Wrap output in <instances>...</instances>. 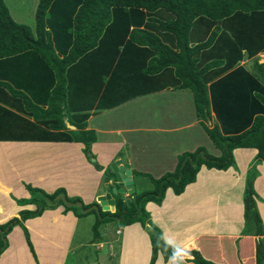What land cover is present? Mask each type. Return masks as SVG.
I'll list each match as a JSON object with an SVG mask.
<instances>
[{"label": "crops", "instance_id": "0c3cea01", "mask_svg": "<svg viewBox=\"0 0 264 264\" xmlns=\"http://www.w3.org/2000/svg\"><path fill=\"white\" fill-rule=\"evenodd\" d=\"M2 1L10 18L33 32L37 0ZM57 4H66V0H58ZM171 16L163 9H115L96 46L69 64L62 74L61 101L66 111L63 122L66 129H75L67 121L68 116L76 123L84 121V129L93 131L90 152L99 169L85 157L81 142L44 139L42 135H14L0 140V223L18 216L21 209L34 208L33 204L17 203L28 197L26 184L46 192L61 187L67 196L87 204L97 202L98 195L109 192L106 185L115 183L114 174L107 182H101L103 171L113 161L128 164L133 191H140L151 184L146 177L132 176L131 170L158 177L173 169L177 154L196 146L219 155L195 117L191 92L171 87L175 84L172 70L147 73V62L155 52L139 42V34L131 37L135 30H148L174 49L173 35L156 24ZM206 26L209 23L193 26L190 45L206 38ZM209 48L197 54L199 66L211 59ZM241 55L235 65L258 77L253 64L255 60L264 64V59L258 58H264V49L250 56L241 50ZM226 72L216 73L214 67L206 69V84ZM11 112L32 120L16 110ZM56 131L62 130L51 132ZM255 154V148H234L233 165L224 170L201 165L194 181L186 184L180 194L167 188L160 203L144 204L150 223L158 228L166 244L182 251L181 259H190L187 252L196 251L201 258L216 264H255V242L264 237V161L254 163ZM252 165L257 171L252 187L257 195L261 235L242 232V193L246 172ZM118 194L127 199L130 193ZM62 208L45 209L22 221L31 249L21 226L13 225L6 234L7 246L0 253V264L148 263L150 242L138 222L122 227L114 221L102 223L98 237L92 239L93 214L77 217L71 211L62 212ZM113 209L114 206L109 211ZM173 262V257L164 260L157 252L153 264Z\"/></svg>", "mask_w": 264, "mask_h": 264}, {"label": "trees", "instance_id": "16d2710c", "mask_svg": "<svg viewBox=\"0 0 264 264\" xmlns=\"http://www.w3.org/2000/svg\"><path fill=\"white\" fill-rule=\"evenodd\" d=\"M57 1L37 0L32 32L28 26L14 22L0 0V104L7 106L0 105V117L4 118L6 129L23 126L32 131L29 134L0 133V140L14 135L23 138L41 136L36 126L46 127L50 132L62 130L52 133L56 137L51 139L81 142L85 157L99 169L90 152L93 131L84 129V121L76 123L68 116L67 121L75 129H66L63 122L66 111L61 101L64 96L62 74L69 64L96 46L115 9L142 8L149 12L163 9L172 16L164 21L157 20L156 24L160 30L173 35L174 49L148 30H135L131 37L139 34V42L155 52L147 62V73L172 70L175 84L171 87L191 92L195 117L219 150V155L196 146L191 151L177 154L173 169L158 177L131 170L132 176L148 178L151 186L130 193L128 202L118 193L111 194L113 211L102 210L95 201L83 204L79 198L67 196L61 187L46 192L26 184L28 197L18 199L17 203L33 204L34 208L21 209L18 216L0 223V253L7 246L6 234L15 224L21 226L31 249L22 221L40 215L45 209L62 206V212L71 211L77 217L93 214L92 239L98 237V226L102 223L115 221L122 227L138 222L150 242L147 264L154 263L157 252L164 260L173 257V264H184L185 261L216 264L201 258L196 251L187 252L192 256L190 259H181L182 251L166 244L158 228L150 223L144 204L148 201L160 203L167 188L176 195L180 194L186 184L194 181L201 165L220 170L233 165L234 148H255L254 163L264 161V64H258L256 60L253 64L258 77L235 65L242 56L241 50L243 55L250 56L264 49V0H66L63 5ZM200 20L203 21L198 22ZM208 23L206 38L190 45L193 26ZM207 47H210L211 59L199 66L197 54ZM213 67L216 73L227 72L206 84L209 79L203 73ZM12 110L32 120L14 115ZM49 135L42 137L49 139ZM108 168L103 171L101 182L113 177ZM256 173L252 165L245 175L242 232L261 235V222L255 206L257 195L252 187ZM112 186H116L115 183H108L107 190L110 191ZM254 263L264 264V237L255 242Z\"/></svg>", "mask_w": 264, "mask_h": 264}, {"label": "water", "instance_id": "95a60500", "mask_svg": "<svg viewBox=\"0 0 264 264\" xmlns=\"http://www.w3.org/2000/svg\"><path fill=\"white\" fill-rule=\"evenodd\" d=\"M117 161H113L109 164L110 170L114 174L116 187L112 186L109 192L98 195L96 201L100 208L105 211H109L113 207V199L111 194L123 193L126 191L128 194L133 192V181L130 176V170L128 164H121ZM128 202V199H126Z\"/></svg>", "mask_w": 264, "mask_h": 264}, {"label": "rangeland", "instance_id": "374dc122", "mask_svg": "<svg viewBox=\"0 0 264 264\" xmlns=\"http://www.w3.org/2000/svg\"><path fill=\"white\" fill-rule=\"evenodd\" d=\"M213 52V51H212ZM210 53V52H209ZM259 58V61H263V57H258ZM8 119V118H7ZM7 119H5V121H7ZM0 124H1V129H0V133L1 134H8V135H10L11 133H14V134H23V133H32V131L31 130H29V128H26V127H23V126H19V128H17V129H15V130H11V129H8V127H7V129L5 128V124H4V118L3 117H0ZM37 127L40 129V130H38L37 129ZM36 129L38 130V134L39 135H43V136H48L50 133V135H49V138H51V137H56V136H54V135H52V133L53 132H50L49 131V129H47L46 127H40V126H36ZM41 133V134H40ZM205 148V147H204ZM208 152V151H207ZM110 168V167H109ZM108 168V169H109ZM115 222V221H114ZM116 223V222H115ZM117 224V223H116Z\"/></svg>", "mask_w": 264, "mask_h": 264}]
</instances>
